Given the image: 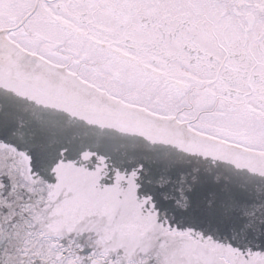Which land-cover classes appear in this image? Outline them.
<instances>
[{"label":"snow or ice","instance_id":"6c2138e0","mask_svg":"<svg viewBox=\"0 0 264 264\" xmlns=\"http://www.w3.org/2000/svg\"><path fill=\"white\" fill-rule=\"evenodd\" d=\"M0 264H264V0H0Z\"/></svg>","mask_w":264,"mask_h":264}]
</instances>
